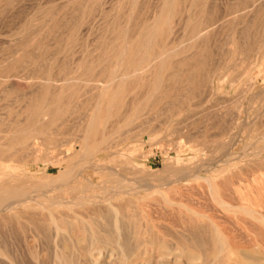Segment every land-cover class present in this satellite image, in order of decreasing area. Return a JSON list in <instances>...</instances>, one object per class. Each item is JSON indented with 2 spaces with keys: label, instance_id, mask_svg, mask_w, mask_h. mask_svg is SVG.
Segmentation results:
<instances>
[{
  "label": "rangeland",
  "instance_id": "obj_1",
  "mask_svg": "<svg viewBox=\"0 0 264 264\" xmlns=\"http://www.w3.org/2000/svg\"><path fill=\"white\" fill-rule=\"evenodd\" d=\"M66 1H72V0H16L17 8L15 7V10L11 12L10 15H8L9 17L6 16L5 14H4L5 16L3 15V19L2 17H0L1 25L4 22L3 21L4 17H8L6 18L7 20L5 22L7 23L5 24L6 26L3 23L2 26L0 25L1 26L0 30L4 28L5 30H7L6 28H8V26L14 25L15 22L16 23L18 22V26H19V23L21 24L22 21L25 19L26 20L28 19V21H31L33 24H38L39 22L38 19L40 18V15L44 16L43 14H45L46 11L48 10H55V11L60 10L62 8V4L65 3ZM79 1L81 0H76L77 3ZM192 1L193 0H190V1L184 0L183 2V0H179V1L174 0L175 2V3L173 2V13L174 14L167 17L169 13L166 14V11H164L165 13L164 12L162 13V19L164 18L163 16H165L166 18H168V20L166 21V18H164V20L166 21V27H164V32L161 31V34L159 33V35L157 36L158 42L157 41L156 42L159 45L157 43L154 44L155 47L158 46L157 47V49H159L158 51H161V49H163L161 52H164L165 54H167L166 51L167 52L169 51V53H171L178 49L187 50L188 45H184L182 47L180 46L178 47V45H179V41L180 42L184 41L193 34V32L192 33L190 32L191 30L190 31L187 30L186 26H188V22L185 21L188 11L190 12L189 7L191 6ZM206 1L208 0H204L205 4L204 5L202 4L201 8L195 7L192 13L194 15L193 17L196 22H202V21L205 22V21L210 20V18L212 20L219 19L225 16L226 14L231 13V11L233 12L237 10L238 8L241 9L242 7V5L240 4V1L238 3V0H211V1L209 0L207 8L209 9L211 7V9L208 10L206 7H204L206 5ZM87 2H89V4L85 11L86 12L88 11V14L90 12L93 19H91V17L88 18V20H86L83 24H81L80 27H78L72 33L71 38H70L71 42L68 43L65 49L63 48H62L63 50L60 49V52L58 53V55H56V58H57L56 60H52V61L50 60L51 62L49 60L48 61L45 60L44 62L41 61V63L39 64L41 68L39 66H38V69L37 67H35L36 71L34 72H33L34 67L32 68L31 66L29 69V65L27 66V64H25V66L28 67V68L25 67L26 69L24 68L23 64L21 65L24 68V70H22L21 66L19 67V65L18 67L21 68V70L16 68L18 70L17 73L19 74V77H21L22 74L23 75L25 73L27 74V72L28 74L27 75L25 74L26 76H30L29 73L31 72H33L34 75L35 73H37L36 75H38L39 73L37 71H39L40 69H41L40 72L42 76L43 75L45 76L47 71L51 72V75L53 74V77L51 76V79L53 80L61 79L60 81H65V78H66V80H68V83L70 82L69 88H66L67 90L65 89L66 91L64 90V92L62 91L61 92L62 94L59 93L58 91H57L58 94L56 93V91L51 92V90L48 91L47 93L42 92L40 94L34 91H29L25 83L22 81H19L21 79L19 80L9 79L6 83L9 86L6 92L3 91L2 92L3 94L0 93V137L2 138V142L0 141L1 143L0 152L4 151L3 155L0 157V167H2L1 169H3L2 171L0 170V181L3 180V178H6L10 182L9 183L10 185L8 184L6 188L0 189V201L7 202L11 199L9 196V192L11 191V188L14 184L15 185L13 186V188L16 186L17 188L16 191L18 193V181L16 182L14 179H12L14 176L16 178L21 177L22 179L30 180V181H32L31 179L33 180L36 179L37 182L39 179V182H40V180L42 181L43 178L50 177L53 175L59 174L60 178L64 177L63 176L64 168L72 169V167L75 168L76 165H77L76 167L79 168L82 163V156H81L82 152L80 151V148H83L86 144L94 145L98 143L99 138L94 140L95 142L92 139V131L96 130L98 131V134H101L104 132L105 139H108L109 141L108 144L112 145V151H114L113 154H110L109 151L104 153V156H105L104 162L106 164H108L109 166L114 165L113 168L116 167L115 168L116 170H120L121 168L119 167L121 166L123 169H121L120 171L122 170L127 171L128 170L127 167H129L130 171L129 170L127 171L129 173H127L126 177H128V179L134 186H137L138 184L137 181L139 182V179L147 178V180L150 181L151 184L162 187L161 189L156 190V192L154 193L152 192L150 193L149 191L142 193L144 194L145 198L139 195L140 200L136 201L137 203L134 202L133 204H126L125 210H127V212L130 213L131 211V213L133 212V214L134 212H136L134 216L133 214L132 215H130L129 213L127 214H129L130 217L132 216L131 218H133L134 221H136V223H140V221H142L141 222L142 226L145 225L144 222L146 223V221H148L147 219L154 218V220L157 222L152 220L154 223H156L154 224L152 222V224L155 227L158 226L157 228H160L159 226H161L162 224L159 221L163 220V218L161 219L160 217V213L163 217L165 213L164 211H166L165 209H168L169 207L179 208L183 210L185 208L184 205H186L187 208L195 209V210H204L206 208L207 210L212 209L215 206V204H213L214 202L209 194L210 187L208 186V183L204 181V179L206 180V178L208 177L207 176L208 173L205 171V168L208 165H210L212 160L221 158L223 152L219 148V146H224V145H225L224 146L225 148L223 147L224 150L228 149L227 151L229 153L228 152L227 153L232 154V158H233V155L237 157L239 154L242 155L243 157L238 162H236V165H239L236 167V169L229 171V172H224V173H221L215 176V178L212 180V182H214L213 183L214 187L216 188V185L217 187L219 186L218 188H216V190L222 194H224L226 190L232 191V189L233 190L237 189L242 192L243 197L245 198L247 197L246 198L247 201H242V203L244 202V204H251L253 206H256V204L263 206L264 205V194H261V193L264 192V151H263L264 141L260 140L262 136L264 135V122H262L264 121V49H263L264 41L262 40L264 39L263 38L264 35L263 36L261 35L262 31L260 30L258 31L257 26H254V27L250 26L248 28L250 29L248 30L250 31L249 33L250 36H247V38L241 37V39L243 40L245 39L244 41L246 42L245 44L246 46L244 45V49L239 48L238 51H236V53L233 54V53H230L229 44H228V41H230L232 34L229 33L230 32L229 30H225V31L221 30L218 32V34H215L216 37L213 36L210 38V41H209V44H207L206 50L203 49V51H206V52L201 51L203 59L199 55L200 54L199 49L195 47L190 49V46L187 51L182 50L183 52L181 54H179L178 52L177 53L178 56L177 55L173 56V58L171 56L169 59L170 62H169L167 71L164 72L162 76L164 87L161 90L159 91L155 90L154 86H155L156 81L159 79L158 78L159 75L157 76L158 74L157 72H156V75H154V72L151 71L152 74L149 72L146 78L144 77L140 79V82L139 81L137 82L139 83V85H137V83H135V85L137 86H135L134 84L130 85L129 91L132 90L131 91L132 93H130V95H128L129 92H127L125 94H122V97H119L120 102L123 100L124 95H125L124 98L127 97L125 100H123V102L125 101L124 104L123 102L122 104L124 105L123 107H125V103L127 102L126 106L130 107V110L129 108L125 107L126 110L124 108V110L122 111L123 109V107L121 108L122 105L120 107L116 105L119 103V99H117V103L115 100L113 104L116 103L114 107L115 108L117 107L119 110L117 108L115 109L114 107H111L110 108L111 112H106L105 108H102L101 110L96 111V110H92L91 107L93 106L90 105L91 103L95 102V94H96L95 90L93 91V88L91 87H93L92 85L95 82H98V80L107 81L109 79V75H110V72L113 70V66L110 63V58H108V55L113 56L115 55L117 51L121 50L123 46L122 40H124L123 38L126 34L132 35L133 41L139 40V37H140L139 33L141 31L143 32L142 29H144L145 26L150 24L152 20L151 17L156 16L157 14L156 12L161 13L159 11L161 10L163 4H160L162 0H159V2H157V0H143V1L138 0V3H139V6L137 5L138 9L136 6L134 9V12L136 14L133 13V16L135 14V18L133 17L134 20L132 19V22L129 24L127 22H125L124 24L123 20L127 21L128 16L126 14L129 13V10L131 8L130 5H132V0H106V1L88 0ZM164 2L165 0L163 1V3ZM176 2H179V3L176 4ZM175 4L176 6H174ZM94 6L96 7L94 8ZM202 7L205 9H202ZM197 8L198 10H200V12L197 10ZM95 9L98 11H96ZM99 9L102 11H100ZM43 11L45 12L43 13ZM86 12L84 13L85 16H87ZM75 13L76 14L72 15L73 19L76 17L74 20L77 21L79 20L80 16L81 18L83 17V10L76 11ZM150 13L151 14L153 13L154 15H151ZM205 13L207 14L205 15ZM198 14L203 16V18ZM141 16L144 18L142 19ZM171 17L173 19H171ZM147 19H149V21ZM35 20L37 21L35 22ZM143 20L146 22V24L144 23L142 24ZM165 21L164 22L161 21V23L165 25ZM133 22L134 24H132ZM136 23L138 24V26ZM189 23L190 24L194 23V20H192ZM89 25L91 28L90 27L88 28ZM141 25L144 28L140 27ZM185 29L187 30L186 32H185ZM253 30H254V33H253ZM256 31L258 32L257 33L258 35L255 34ZM187 34H190V35H187ZM183 35L185 37H183ZM259 36H261L262 39H259ZM256 37L258 38L256 39ZM161 39L163 40V42ZM258 39L263 41V43H260L262 44V46H260L259 43L257 44V42H255V41H259ZM244 41L241 40L240 42H244ZM262 41H259V42H262ZM247 42L249 43V45L247 44ZM248 46H250L249 49H248ZM257 46H260L261 51H260V48ZM208 47H210V49ZM215 47L217 48L219 47V48L217 49ZM11 50L12 49L9 48V46L8 47L6 46V48L4 47V49H0V75L2 76L3 75L6 76L9 73H11L9 72L11 69L9 68L11 67L10 65L11 62L6 57L10 53ZM153 50H151L152 52L150 51L152 53L151 55H153ZM103 51L104 53H102ZM155 51L156 50H154V54H155ZM158 51L156 53H158ZM195 51H198V56L196 58L194 57ZM97 53L101 54V56L100 54H98L99 60L96 57ZM203 53L205 55H203ZM68 54H70L72 57L70 55L68 56ZM191 54H193V56ZM148 55L149 57H151L150 53ZM79 56L81 60L79 59ZM84 56H86V58ZM149 57L147 56V58ZM88 58L90 59L88 60ZM94 58L97 61L93 60ZM184 58L188 59L187 61L188 63L192 61L189 66H184V65L182 66L180 61L181 59H184ZM76 60H78L79 62ZM92 61L96 63H92ZM147 61L144 62L145 65L146 64L148 65ZM47 62H49L50 64H48ZM104 62L106 63L102 64ZM197 62L198 63L202 62L200 64L203 67H202V71H200V77H198V79L200 81L202 79L204 80V81L202 80L201 82L203 83L202 84L203 86L198 88V90L196 89L194 91L189 92L190 89L191 90L193 89L192 88L187 89V84H185L187 80L186 75L189 70L190 72H192V68L190 66ZM107 63L109 65L111 64L110 67L109 65H106ZM174 63H176L177 67L173 65ZM45 64L47 65V68ZM43 68L47 69V71L46 70L44 71V74L42 73ZM105 68L106 70H104ZM108 69H110V71ZM168 70L171 71L172 73L169 72ZM173 70H175L176 72ZM99 71H102L103 73ZM88 72L90 73L88 74ZM104 73L108 75L107 76L105 74L108 79L105 78L106 76L104 75ZM168 73H171L170 74L171 76H169ZM183 73L185 75H183ZM64 74L66 77L64 76ZM101 74L103 76H101ZM181 75L185 77V80H183L184 77H182ZM62 76L64 77V79L61 78ZM22 77L24 78L25 76H22ZM86 77L88 78L87 80L90 79V81H87ZM207 77L208 79L212 80L211 81L213 85L212 89H209L210 87H205V85H207L205 84V80H207ZM71 78L73 80H71ZM167 80L170 82H168ZM142 81L145 84L142 83ZM149 81L150 82L152 81V82L150 83ZM171 81L174 84L171 83ZM170 84H173V85L171 86ZM140 85H141V88H140ZM149 85H151V88L153 87V89H151ZM136 87H139V88H136ZM165 88H167L166 89L167 91L165 90ZM184 88H186L187 90L186 89L184 90ZM134 89H136L135 90L136 92L138 89L139 90L136 93ZM73 91L75 92V94H73L74 93ZM32 92H34V94ZM50 92L51 93L54 92V94L52 95L53 97H55V99H53L52 95H50ZM192 92L193 93L195 92L193 94L194 96L192 95ZM31 93L33 95V98L31 97ZM141 93L145 95L142 96ZM71 94L73 95L71 96ZM132 94L134 96H132ZM48 95H49V101L46 99L43 101L42 96L47 97L48 99ZM69 95L72 97V99H70L71 97ZM139 95L141 96V98ZM135 96H138V97H135ZM50 97L53 100H51ZM58 97H60V99ZM67 97L68 98L70 97L69 98L70 102H68L69 100L66 101L68 99ZM240 97L241 98L243 97V98L241 99ZM30 98H31V101H30ZM144 99H145V102L142 101ZM39 100L41 103L39 102ZM132 100H134L135 103L133 101L132 104H130ZM146 100L150 102V104H147L148 102H146ZM150 100L151 101L153 100L154 102L153 101L151 102ZM177 100L179 103L177 102ZM59 101L61 102V105ZM136 101L138 102L140 101L141 103H145L146 105L138 103V102L136 103ZM48 102H52V103L57 102L53 104L55 105L57 104V106L61 107L60 109L58 107L61 114L60 112H58L57 115L59 114L60 115L59 116L55 115V117H53V121L51 120V122L43 124V126L39 128L41 132L40 131L38 132L39 129L35 131L34 137L32 133L31 134L32 136L29 135L23 141H21L22 144L21 142L15 141L14 143L15 147L14 146L8 147L7 144H10V141H9L10 136L8 135L7 130L8 131L18 130V128L21 125L23 126L22 123L27 119V117L28 118L30 117L28 116V112H31V109L33 112L34 108L36 109L37 107L39 108V106L42 107V106L48 105L49 104ZM63 102H66L68 107L66 106V103H64V106H63L62 104ZM31 103L33 105L35 103L36 104L33 107L29 106V109H30L29 111L25 107H28V105H31ZM138 104H141V105L139 106ZM235 104L238 105V108L236 110H233V108L236 107ZM118 105H120V103ZM137 105L139 108L137 107ZM88 108L89 110L91 109V111H89ZM25 109L28 112H26ZM234 111H236L237 113L236 121L234 123V126H232L228 131L226 129L227 128L226 126H228V123L231 119L230 115L232 116ZM87 118L88 119L91 118L93 120L92 123H90L88 126L86 124L87 123L86 121L88 120ZM242 121H245L247 125H249L252 121H259V122H262L263 124L261 123L259 126H252V127L249 126V128L247 127V128L241 129L239 127V123ZM46 125L48 127H46ZM33 126H30V128ZM13 127L15 128L13 129ZM45 127L47 129L46 131L44 129ZM87 128H89L91 131L89 138L85 137V129ZM118 132H121V133H118ZM217 132H219V134ZM3 135L5 139L3 138ZM36 135L37 137H35ZM233 137H236V138H233ZM3 139H4V142H3ZM6 139L8 141H6ZM5 141L7 143H5ZM225 141L227 144H229L230 147L226 145ZM76 148L79 151L76 154H74L71 158L65 161H60L59 158L57 157L59 153H61L62 151L68 150L69 152L74 153V149ZM7 152L9 154L11 153L12 155H9ZM237 153L238 155H236ZM177 173H180L179 174L180 177L175 182L170 183V180L173 179V176ZM197 173L200 175V179H194L193 174L195 175ZM233 174H235L237 177L234 176ZM240 174L241 176H239ZM228 176L230 177L232 176L233 178L232 177L231 178L233 180L232 179L229 180L225 178V177L228 178ZM100 179L101 178L94 177L95 182H98V180ZM222 180H225L227 182L224 183V181ZM252 180H255V181H252ZM242 182L244 185L242 184ZM223 183L226 186H224ZM226 183L228 184V186ZM231 184L233 185L229 186ZM234 184L236 186L238 185L237 188H235L236 186ZM74 185H77V184L74 183ZM44 186H49V185L45 184ZM52 186H56L60 188V187H63L64 185L61 183L60 184L55 183V185H50L49 187H52ZM79 187L82 189L81 185H79ZM238 187H240V189ZM257 188H259L260 190H258ZM244 189H246L247 191L246 193ZM62 191L66 197H69L66 188H64ZM92 193H93L92 190H88V192H86L85 195H90ZM251 196L252 197L256 196V197L252 198ZM208 198L213 203L208 201L209 200ZM254 198L256 199V202ZM238 202L239 200H237L236 203H234L233 201L234 204H241V202L239 203ZM173 203L175 204L177 203V204L173 205ZM211 204H212V207H210ZM204 205H206L207 207L206 206L204 207ZM163 206L164 207L167 206V207L164 208ZM129 209L131 210L129 211ZM159 209L162 210V212L159 211ZM135 216H138V218ZM145 217L147 219H145ZM141 218L145 219L144 222ZM147 223H151V222L148 221ZM98 224L97 225L100 226V230H102L103 229L102 227L104 225L103 222L100 223L98 220ZM232 229H235V228H232ZM249 247L250 249L252 248V251L259 252L258 250L253 249L254 248L253 245H250ZM261 250H260V253H261ZM262 251L264 252V249ZM262 257H264V254H262ZM119 259H120V256L118 254L112 255L110 259L111 260L110 264H119V262L120 264H122L120 261L121 259L120 260ZM133 262L131 264H140L138 261H136V263L135 261ZM154 263L152 262L151 264H154Z\"/></svg>",
  "mask_w": 264,
  "mask_h": 264
},
{
  "label": "bare ground",
  "instance_id": "obj_2",
  "mask_svg": "<svg viewBox=\"0 0 264 264\" xmlns=\"http://www.w3.org/2000/svg\"><path fill=\"white\" fill-rule=\"evenodd\" d=\"M87 1L88 0H86V1L83 0V2H82V0H81L78 3L76 2V0L66 1L65 3L62 4V8L60 10H57V11L48 10V11H46L47 10V8H46V10H45L46 13L43 14L44 16L40 15V18H39L38 17L39 15H38L37 17L39 19L36 17L39 21L38 24H33L31 21H28V19L27 20L25 19L22 21L21 24L19 23V26H18V22L17 23L15 22L14 25L8 26V28H6L7 30H5V28L0 30V49H4V47L6 48V46L7 47L9 46V48L12 49L10 51V53L6 56L7 59L11 62L10 63L11 67L8 66L9 68H11L9 71L11 73L8 72L9 74L6 76L0 75V93L1 94H3L2 93L3 91L6 92L7 88L9 87L6 84L9 79H18V80L21 79L19 81L24 82L29 91H34V92H37L40 94L42 92L47 93L50 90H51V92L56 91V93H57V91H58L59 93H61L62 91L64 92V90L66 88H69L70 82L68 83V80H66V78H65V81H60L61 79H59V80L58 79H55V80L51 79V76L53 77V74L51 75V72L47 71V69H46L47 65L46 64H45L46 68H43L42 73L44 74L45 70L47 72H46L45 76L44 75L42 76V74L40 72L41 67L39 64L41 63V61L44 62L45 60H47V61L48 60L49 61L50 60L51 61L56 60L57 59L56 55H58V53L60 52V49H62V48L65 49L66 46L68 45V43L71 42L70 38H71L72 33L78 27H80L81 24H83L86 20H88V18L91 17V19H93L91 13L89 12V14H88V11L87 12L85 11L86 8L88 7V4H89V2H87ZM104 1H106V0H104ZM163 1L164 0H162V2H160V4H163L162 8L159 7V8H161L162 11L160 9H158V10H160L159 12H161V13L154 11L158 15L156 14V16L151 17L152 20H151L150 24L145 26V28L142 27V25L140 26L144 29H142L143 32L141 31L139 33V36H140L139 40L133 41L132 35H129V34H126L125 36L123 35L124 36V38H123L124 40H122L123 41V46H122L123 49L121 48V50L117 51L115 53V55H113V56L108 55V58H110V63L113 66V70L110 72L109 79L107 78L108 75L106 73H104V75L105 74L107 75V76L105 75L106 76L105 78L108 79L107 81H99L98 80V82H95L94 84L92 83L93 87H91V88H93V91L95 90V93H96L95 94V102L90 104L91 106H93V107H91L92 110L99 111L102 108H105L106 112H111L110 108L115 106V104L117 103V99H119V97H122V94L129 92L128 95H130V93H132L131 92L132 90L129 91L130 85L131 84L135 85V83H137L138 81L140 82V79H142L144 77L146 78L147 74L149 72L151 73V71L154 72V75H156V72L158 73L157 76L159 75V77H158L159 79L156 81V83L154 82L155 83V86H154L155 90L159 91L164 87V82L162 80V76H163L164 72L167 71V68H168L169 62H170L169 61L170 57L172 56V58H173V56H176V55L178 56V54H177L178 52H179V54H181L186 49H184V50L182 49L183 51L178 49V50L173 51L171 53H169V51L168 52L166 51L167 54H165L164 52H161L163 49H161V51H158L159 50V49H157L158 46L157 45H156L157 47L154 46V44H156L158 42L157 36L159 35V33L161 34V31L164 32V27H166V21L168 20V18H166L165 16H163V17L166 18V21L164 20V18L162 19V13L164 11H166V14L169 13V15H167V17L174 14L173 13V2H174V0H165L164 3H163ZM177 1H179V0H177ZM208 1H206V5L204 6L206 8L208 5ZM239 1H240V4L242 5V7L240 6L241 9L238 8L239 10L237 9L233 12L231 11V13H228L219 19L212 20L210 18V20L205 21V22L204 21L196 22L194 17H193L194 15L192 13H193L195 7L201 8V5L202 4L204 5L205 2H204V0H193L191 6L189 7L190 12L188 11V14H187L186 19H185V21L188 22V26L190 28L189 29L188 26H186L187 30H189V31L191 30L190 32L191 33L193 32V34L189 38L187 36L188 39L181 41V42L179 41L178 47L188 45L187 50L189 49V46H190V49L194 48V47L198 48L200 51L199 55L202 58V54H201L202 52L201 51H203V49L206 50L207 44H209L210 38L213 36L216 37L215 34H218V32L221 30L222 31L223 30L224 31L229 30L230 31L229 33L232 34L231 39L229 38L230 41H228L229 50H230V53L234 54V53H236V51H238L239 48L244 49V45L246 44V42L244 41L245 39L243 40V39H241V37L247 38V36H250V34H249L250 31H248V30H250V29H248L250 26H253V27L257 26L258 27L257 30L262 31L261 35L263 36L264 35V0H238V3H239ZM157 2H159V0H157ZM183 2H184V0H183ZM137 3H138V0H132V5H130L131 8L129 10V13L126 14L128 16V17L126 16L127 21L123 20L124 24H125V22H127L128 24L131 23L133 17L135 18L136 13L134 12V9L137 5L139 6V3L138 4ZM177 3H179V2H176V4ZM176 4L174 6H176ZM188 4H189V2H188ZM181 5H182V3H181ZM138 6H137V9H138ZM15 7L17 8L16 0H0V17H2V19H3L4 14L6 16L10 15V13L15 10ZM95 7L96 6H94V8ZM187 7H188V5H187ZM198 8H197V10H198ZM176 9H178V8H176ZM202 9H205V8L202 7ZM209 9H211V7ZM80 10H83V17L81 18V16H80V18H81V20H80V18L77 16L79 18V20L76 21V20H74L76 18L75 17L76 15L73 16V17H75L74 19L72 18V15L76 14L75 12L80 11ZM45 11H43V13ZM96 11H98V10H96ZM100 11H102V10H100ZM198 11L200 12V10H198ZM85 12L87 13V16L84 15ZM133 13H135L134 16H133ZM175 13H176V11H175ZM200 14H202V13H200ZM200 14H198V15H200ZM206 14L207 13H205V15ZM151 15H154V14L152 13ZM196 15H197V13H196ZM8 17H4V20H3L4 22L2 21L4 23V25L7 24L5 22L7 20L6 18H8ZM174 17H175V15H174ZM201 17L203 18V16H201ZM143 18L144 17H142V19ZM91 19H90V21H91ZM171 19H173V18L171 17ZM147 20L149 21V19H147ZM192 20H194V23L190 24L189 22H191ZM36 21L37 20H35V22ZM138 21H139V19H138ZM161 21H163V22L165 21V25H163L161 23ZM87 22H89V21H87ZM3 23H2V25H3ZM143 23L146 24V22L144 20H143L142 24ZM132 24H134V22ZM137 26H138V24H137ZM89 27H90V25L88 26V28ZM129 29H131V28H129ZM187 30L185 29V32ZM130 32H131V30H130ZM253 33H254V30H253ZM257 33L258 32L256 31L255 34H257ZM184 35H183V37H185ZM187 35H190V34H187ZM226 35H228V34H226ZM257 38L258 37H256V39ZM240 39L244 42H240L241 41ZM259 39H262L261 36H259ZM161 40H159V41H161ZM262 40L264 41V39H262ZM262 40H259V41H262ZM259 41H255V42H257V44L259 43V45L262 46V44H260V43H263V41L262 42H259ZM162 42H163V40H162ZM5 44H6V46H5ZM77 44H79V43H77ZM247 44L249 45L248 42H247ZM112 46H114V45H112ZM260 46H257V47L260 48ZM210 47H208V48L210 49ZM249 47L250 46H248V49H249ZM215 48H217V47H215ZM150 49L156 50L155 54H154V50H153V55H151L152 51ZM263 49H264V45H263ZM62 50H61V52H62ZM104 51L102 53H104ZM157 51H158V53H156ZM260 51H261V48H260ZM203 52H206V51H203ZM149 53H150L151 57H149V55H148ZM191 53H193V52H191ZM239 53H240V51H239ZM98 54H100V53H97V56H96L97 58H98ZM69 55L70 54H68V56ZM111 55H112V53H111ZM191 55L193 56V54H191ZM203 55H205V54L203 53ZM208 55H210V54H208ZM80 56H79V59H80ZM100 56H101V54H100ZM147 56L150 59L147 58ZM197 56H198V51H195L194 57L196 58ZM84 57L86 58V56H84ZM146 58L148 61L146 60ZM89 59L90 58H88V60ZM2 60H3V58H2ZM78 60H76V61H78ZM93 60H96V59L94 58ZM98 60H99V58H98ZM199 60H201V59H199ZM146 61L148 62V65L146 64L147 66L144 64V62H146ZM187 61H188V59L184 58V59H181L180 62L182 64V66L183 65L189 66L192 61L190 60L191 61L190 63H188ZM47 63L50 64L49 62H47ZM57 63H58V61H57ZM92 63H96V62L92 61ZM105 63L106 62H104L102 64H105ZM200 63H202V62H200ZM200 63L197 62V63L192 64L190 66L192 68V72H190V70L188 72L186 71L187 72V75H186L187 80H186L185 84H187V89H189V88L193 89V90L190 89L189 92L194 91L196 89L198 90V88L203 86L202 85L203 83H201L203 79L201 81L198 79V77H200V71H202V67H203ZM22 64L24 65V68L27 67L28 65H29V69L31 66H32V68L34 67L33 72L36 71L35 67H37V69H38V66H39L40 70L37 72L40 75L39 74L36 75L37 73H35V75H34V73L31 72L32 74L29 73L30 76H26L28 74V72H27V74L25 73L26 75L22 74V76H25L24 78L22 76L19 77V74L17 73L18 70L16 68H18L19 70H21V68H22V70H24V68L21 66ZM25 64H27V66H25ZM3 65H1V66H3ZM18 65H19V67L21 66V68H19ZM106 65H109V64L107 63ZM110 65H109V67H110ZM173 65L176 66V63H174ZM204 65H206V64H204ZM43 67H45V66H43ZM104 67H105V65H104ZM107 68H108V66H107ZM183 69H184V67H183ZM104 70H106V68ZM108 70L110 71V69H108ZM62 71H64V70H62ZM173 71H175V70H173ZM99 72L103 73L102 71H99ZM169 72H171V71H169ZM65 73H66V71H65ZM84 73H85V71H84ZM89 73L90 72H88V74ZM171 73H168L169 76H171L170 75ZM206 73H205V75H206ZM208 73H209V71H208ZM60 74H62V73H60ZM70 74H72V73H70ZM183 75H185V74L183 73ZM183 75H181V76L184 77ZM40 76H42V77H40ZM64 76H65V74H64ZM101 76H103V75L101 74ZM87 77H86V80L88 79ZM182 77H181V79H182ZM208 77H207V80H205V84H207V85H205V87H210L209 89H212L213 88V85L211 82L212 80L208 79ZM61 78L64 79L63 76ZM71 80H73V79L71 78ZM183 80H185V77L183 78ZM87 81H90V79ZM143 81H142V83H144ZM164 81H165V79H164ZM168 82H170V81H168ZM171 83H173V82L171 81ZM173 84H170V85L172 86ZM137 85H139V83H137ZM137 85H135V86H137ZM141 85H140V88H141ZM170 85H169V87H170ZM143 86H145V85H143ZM149 86L151 88V85H149ZM136 88H139V87H136ZM151 89H153V87ZM166 89L167 88H165V90ZM185 89L186 88H184V90ZM135 90L136 89H134V91ZM138 90H137V92H138ZM155 90H153V91H155ZM34 92H32V93L34 94ZM51 92H50V95L54 94V92L53 93H51ZM32 93H31V97L33 98ZM194 93L192 92V95ZM199 93H200V91H199ZM73 94H75V92ZM73 94H71V96ZM45 95H47V94H45ZM141 95L144 96L145 94L143 95V93H141ZM146 95H147V93H146ZM124 96H123V100H125L127 98V97L124 98ZM132 96H134V95L132 94ZM42 97H43L42 98L43 101L45 99L49 101V95H48V99H47V97H44V96H42ZM52 97H53V95H52ZM135 97H138V96H135ZM135 97H133V98H135ZM150 97H151V95H150ZM154 97H155V95H154ZM58 98L60 99V97H58ZM69 98L66 101H68ZM93 98H92V100H93ZM140 98H141V96H140ZM189 98H190V96H189ZM36 99H37V97H36ZM53 99H55V97H53ZM53 99L51 98V100H53ZM70 99H72V97ZM75 99H76V97H75ZM137 99H135V100H137ZM146 99H148V98H146ZM115 100H116V103L113 104V102ZM123 100L120 102V99H119L120 105H118L119 103L116 105L118 107H120L122 105L121 106V108H122L124 106L123 104L125 102V101L123 102ZM30 101H31V98H30ZM133 101L134 100H132L130 104H132ZM142 101L145 102V99ZM32 102H33V100H32ZM39 102H40V100H39ZM68 102H70V100ZM122 102H123V104H122ZM137 102L138 101H136V103ZM146 102H148V101L146 100ZM177 102H178V100H177ZM48 103H49L48 105H45L42 107L39 106V108L36 106L37 108L36 109L34 108L33 112H32V109H31V112L26 111V109H28L30 111L29 106L33 107L36 103L34 105L31 103V105H28V107H25L26 108L25 111L28 112V116H30V117L29 118L27 117V119L25 118L26 120L24 122L22 121L23 126L19 125L20 127L18 126L19 127L18 130H11V131L7 130V133L10 136V138H9L10 144H7L8 147H13L15 141L21 142L27 136H29V135L32 136L31 135L32 133H33V137H34V132L37 131L39 128H41L43 126V124L51 122V120L53 121V117H55V115H57V113L60 112L59 109L61 107L57 106V104L56 105L53 104V103H57V102H53V103L48 102ZM50 103H52V104H50ZM64 103H66V102L62 103L63 106H64ZM126 103H125V107H127ZM134 103H135V101H134ZM138 103H141V102L139 101ZM112 104H113V106H112ZM141 104H145V103H141ZM141 104H138V105L140 106ZM147 104H150V102H148ZM237 104H235L236 107L233 108V110H236L238 108ZM60 105H61V102H60ZM138 105H137V107H138ZM66 106L68 107L67 103H66ZM58 107H59V109H58ZM125 107H123L122 111L124 110ZM133 107H134V105H133ZM127 108H129V110H130V107H127ZM144 108H142V109H144ZM61 110H63V109H61ZM88 110H89V108H88ZM125 110H126V108H125ZM89 111H91V109ZM120 111H121V109H120ZM60 114H61V112H60ZM108 114H110V113H108ZM59 115H57V116H59ZM236 117H237V113H236V111H234L232 116L230 115L231 119L229 118L230 121L228 123V126H226L227 127L226 129L228 131L232 126H234V123L236 121ZM261 117H263V116H261ZM92 121L93 120L91 118H89L86 121L87 126L90 123H92ZM262 122H264V121H262ZM262 122L252 121L251 123L249 122L250 123L249 125H247V123L245 121H242L239 123V127L241 129H244L247 127L249 128V126H251V127L252 126H259ZM33 125H35V126H33ZM30 126H33V127L30 128ZM46 127H48V126L46 125ZM46 127L44 128L45 131L47 130ZM14 128L15 127H13V129ZM39 131H40V129L38 130V132ZM90 132L91 131L89 128L85 129V137L86 138L90 137ZM2 133H4V132H2ZM118 133H121V132H118ZM217 133L219 134V132H217ZM48 135H49V133H48ZM261 136H260V138H261ZM35 137H37V135ZM3 138L5 139L4 135H3ZM98 138H99V141L97 144H94V145L86 144L83 148H80V151L82 152L81 166L79 168H77L76 167L77 165H76L75 168L72 167V169L64 168V170H63L64 171L63 172L64 177L60 178L59 174L53 175L50 177L43 178L42 181L40 180V182H39V179L37 182L36 179L35 180L31 179L32 181H30V180L22 179L21 177L16 178L15 176L12 178L16 182L18 181V193L16 191V189H17L16 186L13 188V186L15 184L13 185V183H12L13 186L11 188V191L9 192V196L11 199L7 202L6 201H0V264H110L111 256L114 254H118L120 256L121 260L120 259L119 260L121 261L122 264H131L133 261H135V263H136V261H138L140 264H149V263L151 264L152 262L154 263V261L156 264H264V257H262V254H264V252L262 251L264 249V207H263L264 205L260 206V205H257L255 203L256 206H253L251 204H244V202L242 203V201H247L246 200L247 197L246 198L243 197L242 192L237 190V189L236 190L232 189V191L226 190V192L224 194L219 193L216 190V188H218L219 186L217 187V185H216V188H215L213 185L214 182H212V180L215 178L216 175L224 173V172H229V171L236 169V167L239 166V165H236V162H238L243 157L242 155H240V154L238 155V153H237L236 155H238V156L235 157L233 155V158H232V154H228L229 153L227 151L228 149L224 150V148H225L224 144H223L224 146H219V148L222 150L223 154H222L221 158L212 160L210 165H208L205 168V171L208 173V175H207L208 177L206 178V180L204 179V181H206L208 183V186L210 187V189H209L210 193L209 194H210L214 203L211 202V200L209 198H208L209 199L208 201L215 204V206L213 205L214 207L212 209H209V210H207V208L204 209V207L206 205H204V207H203L204 210L189 209L186 207V205H184L185 208L183 210H181L179 208H170L169 207L168 209H165L166 211H164L165 213H164L163 217L160 213V217H161V219L163 218V220L159 221L162 225L159 226L160 228H157L158 226L155 227L152 224V222L155 221L154 218L151 219L150 217H149L150 219H147L146 217H145V219H147L151 223H147L148 221H146V223H145L144 222L145 219H142V218L141 219L143 220L145 225L142 226V223H141L142 221H140L141 224L136 223V221H134V219L131 218L132 216L131 217L129 216V214L132 215L133 212L131 213V211H130L131 209H129L130 213L127 212V210H125V206H126V204H133L134 202L140 200L139 195H141L143 198H145L144 194H142V193H145L148 191L150 193L151 192L154 193V192H156V190H159L162 187L161 186H155V185L151 184L150 181L147 180V178L139 179V182L137 181L138 184L136 183L137 186H134L130 182L128 177H126L127 173H129V172H127L130 169L129 167H127V169H128L127 171L126 170L120 171L121 169H123L121 166L119 167V168H121L120 170H116L115 169L116 167L113 168L114 165L113 166L111 165L112 166L111 167L104 162V157H105L104 153L109 151L110 154H113L114 151H112V145L108 144L109 143L108 139H105L104 132L101 134H98V131L93 130L92 131L93 141L98 139ZM233 138H236V137H233ZM4 139H3V142H4ZM260 140L264 141V135L262 136V138ZM0 141L2 142V138ZM6 141H8V140L6 139ZM6 141H5V143H7ZM225 143H226V141H225ZM21 144H22V142H21ZM0 145H1V143H0ZM226 145L229 146V144H227V143H226ZM78 151L79 150L77 148L74 149V153L69 152L68 150L62 151L61 153H59V155L57 157L59 158L60 161H65V160L71 158ZM3 152L4 151L0 152V157L3 155ZM11 153H12V151H11ZM11 153L10 154L8 153V154L12 155ZM8 156H6V157H8ZM256 156H257V154H256ZM80 159H81V157H80ZM243 163H244V161H243ZM77 164H79V163H77ZM248 165H250V164H248ZM1 168L2 167H0V170L2 171L3 169H1ZM137 170H136V172H137ZM179 174L180 173L175 174L173 176V179L170 180V183L175 182L180 177ZM241 174L239 176H241ZM233 175L236 176L235 174H233ZM94 177L101 178V179L98 180V182H95ZM193 177H194V179H200V175L198 173L195 175L193 174ZM229 177L230 176H228V178L227 177H225V178L229 179V180H231L233 178L232 176H231L232 178L231 177L229 178ZM222 181H224V183L227 182L225 180H222ZM252 181H255V180H252ZM9 183H10L9 180H7L6 178H3V180L0 181V189L6 188ZM55 183H59V184L61 183L64 186L60 187V188H58L56 186L49 187L50 185H55ZM74 183L77 185H74ZM45 184L49 185V186H44ZM242 184H243V182H242ZM79 185L82 186V189L79 187ZM232 185L233 184H231L229 186H232ZM224 186H226V185L224 184ZM227 186H228V184H227ZM235 186H233V187H235ZM237 186L235 188H237ZM64 188L67 189L69 197H66L65 194L63 193L62 190ZM238 188L240 189V187H238ZM230 189H231V187H230ZM257 189L260 190L259 188H257ZM88 190H92L93 193L90 195H85V193L88 192ZM222 190H224V189H222ZM244 190L246 193L247 192L246 189H244ZM261 194H264V192ZM253 197H256V196H253ZM254 199H253V201H254ZM235 200L236 201L239 200V202H241V204H234V203H236ZM233 201H234V203H233ZM255 202H256V199H255ZM170 204H172V203H170ZM174 204L175 203H173V205ZM165 207H167V206H165ZM210 207H212V204ZM132 210H134V209H132ZM159 211L162 212V210H160V209H159ZM127 213H129V214H127ZM135 213L136 212H134V214ZM134 214H133V216H134ZM135 217L138 218V216H135ZM98 220L100 223L103 222V224H104L102 227L103 228L102 230H100V226H98V225H100V224H98ZM135 220H136V218H135ZM155 222H157V221H155ZM154 224H156V223H154ZM232 228H235V229H232ZM250 245H253V247H254L253 249L258 250L259 252L252 251V248L250 249V247H249ZM262 246H263V248H262ZM261 248H262V250H261ZM260 250H261V253H260ZM119 264H120V262H119Z\"/></svg>",
  "mask_w": 264,
  "mask_h": 264
}]
</instances>
